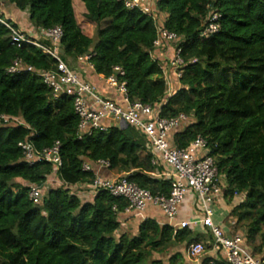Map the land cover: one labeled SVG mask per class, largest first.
Wrapping results in <instances>:
<instances>
[{"label":"trees","instance_id":"1","mask_svg":"<svg viewBox=\"0 0 264 264\" xmlns=\"http://www.w3.org/2000/svg\"><path fill=\"white\" fill-rule=\"evenodd\" d=\"M0 1L26 11L36 30L60 27L62 61L88 55L95 75L104 78L121 68L130 102L159 109L161 119L186 116L171 144L184 149L197 137L206 140L234 228L245 232L248 249L264 259V0H156V19L116 0H78L96 26L94 38L76 24L73 0ZM212 13L220 16L219 30L202 38ZM157 27L180 39L182 74L170 97L162 65L151 56ZM10 36L0 24V116L18 121L0 120V264H186L174 250L199 241L189 230L174 232L145 220L131 237L120 232L125 200L104 190L91 191L92 200L70 192L89 189L95 175L82 171V164L97 161L152 196H168L171 180L159 176L146 140L132 127L77 139L71 98L54 100L35 73H6L15 60L34 72L54 70L55 61L35 47H16ZM56 142L57 172L47 163L28 166L18 147L28 143L40 151ZM52 177L59 188L45 187ZM30 187L40 189L37 205L29 200Z\"/></svg>","mask_w":264,"mask_h":264},{"label":"built area","instance_id":"2","mask_svg":"<svg viewBox=\"0 0 264 264\" xmlns=\"http://www.w3.org/2000/svg\"><path fill=\"white\" fill-rule=\"evenodd\" d=\"M123 4L127 10H137L143 15L156 19L154 9L156 0H116ZM219 18L216 13L210 14L204 25L200 37L207 38L219 30ZM0 24L11 33V44L20 47L22 44L35 47L55 61V69L52 71L34 72L30 67H24L20 60H15L6 70L9 75L20 72L35 73L46 86L52 98L55 100L60 96H67L72 100L73 113L78 118L77 139L92 132H106L117 126H129L137 130L146 140V150L152 156V165L158 168H165L169 176L165 179L171 180L168 196H152L148 191L139 189L129 183L124 177L116 180L101 179L94 173V170H108L109 165L103 161H97L93 165L82 164V171L93 172L95 177L91 191L104 190L113 198H122L126 201L127 207L123 213H141L147 206L157 208L166 218L167 226L172 230H184L189 227L200 225L211 238L210 252L220 256L221 260L209 259L203 264H264V259L253 255L248 249L243 232L228 235L213 222V205L223 195L224 186L218 174L213 158L209 155L206 140L197 137L186 148L178 149L169 143V135L182 127L188 120L184 115H178L174 119H161L159 109H154L139 102H130L127 96L126 83L120 79L123 77L121 68L115 67L113 74L102 78L105 86L113 91L119 98L121 104L103 98L98 95L96 89L80 79L58 53L59 43L62 38L60 27L50 30H36L35 37L25 36L20 31L12 29L10 23L0 18ZM47 42L49 47L42 46L40 42ZM180 39L174 34L157 27V37L153 43L154 51L173 45L171 57L167 68L171 71L173 78L178 81L181 78L183 62L179 58L180 50L177 43ZM152 52V58L154 55ZM155 56V55H154ZM90 56L85 55L77 58V62L88 64ZM90 65V64H89ZM92 69V66L90 65ZM93 70V69H92ZM162 76L165 77L167 85V97L170 84L166 72L162 69ZM5 125L18 123L14 118L0 116ZM22 159L28 165L37 163L50 164L57 172L61 166L60 145L55 143L52 147L37 151L31 144L20 143ZM162 165V167H160ZM193 195L195 204L199 207L201 218L188 222H175L178 208L183 203L186 195ZM32 204L37 205L41 198L39 187H30L28 193ZM201 255L200 247L190 244L185 250V256L189 260H197Z\"/></svg>","mask_w":264,"mask_h":264},{"label":"crops","instance_id":"3","mask_svg":"<svg viewBox=\"0 0 264 264\" xmlns=\"http://www.w3.org/2000/svg\"><path fill=\"white\" fill-rule=\"evenodd\" d=\"M7 4L3 1H0V16L3 20L8 21L10 24L15 25L18 31H20L25 36L35 37L36 29H34L28 23V14L26 11L20 12L18 10H13L8 13L7 11ZM13 7V6H10ZM171 49L172 48H160L154 51V55L157 60L161 63L164 68L163 70L168 74V81L170 84V95H173L177 90H179L178 82L173 78L171 71L167 68L168 61L171 57ZM71 70H73L82 81L91 84L95 87L98 95L103 98L109 99L114 103L121 104L120 98L113 93V91L109 90L102 81V76L95 75L94 71L90 68L88 64H81L76 61L68 60L65 63ZM123 126V125H122ZM119 127V126H117ZM174 133V132H172ZM172 133L169 135V143L171 144L172 140ZM172 145V144H171ZM162 167V165H160ZM94 173L99 176L101 179L106 180H116L122 175L116 174L115 172H111L110 170L100 169L94 170ZM159 176L162 178H167L169 176L167 170L165 168H161ZM159 178V177H158ZM54 180V177H53ZM48 184V182H46ZM82 189L83 187L78 186V189ZM91 190L87 189L85 192L79 196V198H87L86 200L91 199ZM79 194V195H80ZM90 195V197H89ZM232 205L227 204L226 201L223 199V195L218 197L213 205V222L222 228L224 232L228 235L238 234L243 232L240 228H234L233 220L229 217V213L231 211ZM201 218V213L199 207L195 204L193 195L188 194L185 196L183 203L178 208V213L175 219V222H188L193 221L196 219ZM145 220H152L159 226L168 225L167 220L164 215L155 207L147 206L143 212L141 213H124L120 215L119 222H120V232L122 234L130 233V236L133 237L137 233V228L141 222ZM189 230L193 236H198V242L193 243L200 247L201 255L197 260H194V263L191 260L187 259L185 256L186 246L177 247L174 251L181 253L183 259L186 264H203L205 260L214 259L221 260L220 256H215L212 252H210V243L211 238L207 234L206 230L202 228L200 225L195 227H189ZM219 263V262H218Z\"/></svg>","mask_w":264,"mask_h":264},{"label":"rangeland","instance_id":"4","mask_svg":"<svg viewBox=\"0 0 264 264\" xmlns=\"http://www.w3.org/2000/svg\"><path fill=\"white\" fill-rule=\"evenodd\" d=\"M7 6H8L7 7L8 13H10V11L15 10L14 7H10L9 5H7ZM72 7H73V13H74V18H75L76 24L78 25L81 33L85 37L94 38L95 32H96V26H95V24H92L85 19V10H84L82 4L78 0H73ZM157 17L161 18V20H162L163 15H160ZM179 44L180 43H177L176 45H179ZM65 63H67V61H65ZM162 67L163 66H161V69H164ZM167 76H168V74H167ZM162 79L165 81V77L162 76ZM222 184H223V182H222ZM60 186H61V183L58 181L57 177H54V180H53V177L50 178V180L48 181V184L45 185V187L49 188V189H51V188L56 189V188H59ZM70 192L75 194V195L80 196L79 194H80V192H82V190L71 188ZM237 200H238V202H241L243 200V195L238 196ZM127 234L130 236V233H127ZM154 257H156V256L154 255ZM191 262L194 263V260H191ZM188 263L190 264L189 261H188Z\"/></svg>","mask_w":264,"mask_h":264},{"label":"water","instance_id":"5","mask_svg":"<svg viewBox=\"0 0 264 264\" xmlns=\"http://www.w3.org/2000/svg\"><path fill=\"white\" fill-rule=\"evenodd\" d=\"M40 187V186H39Z\"/></svg>","mask_w":264,"mask_h":264}]
</instances>
